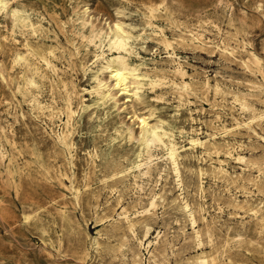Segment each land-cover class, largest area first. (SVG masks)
Instances as JSON below:
<instances>
[{
  "label": "rangeland",
  "instance_id": "1",
  "mask_svg": "<svg viewBox=\"0 0 264 264\" xmlns=\"http://www.w3.org/2000/svg\"><path fill=\"white\" fill-rule=\"evenodd\" d=\"M10 2L24 10L41 32L30 34L10 15L0 16V127L4 128V132L0 129V146L9 154L8 160L0 161V264H134L136 259L148 264V252L138 251L135 242L124 233V225L119 223L118 229H114L106 221L122 205L139 219L136 212L148 203L154 191L161 195L156 214L142 218L138 232L143 235L146 225L152 228V237L158 232L164 235L159 251L165 258L159 257V264H192L201 251L220 255L214 264H264L262 224L243 210L217 208L219 201L227 204L230 200L227 184L215 179L211 172L213 160L202 156L200 150L185 152L180 161L183 196L195 207L197 228L203 238L209 228L214 231L213 247L207 241L203 248L195 244L191 223L182 209L181 191L164 161H159L153 171L154 178L144 183L143 191L134 185L133 171L113 175L138 160L141 146L122 132L133 121L123 96L118 97V105L114 107L98 102L85 91L93 81L90 73H84L82 64L92 61L94 47L84 37L87 33L79 28L75 14L88 7L94 23L100 27L122 22L136 35L143 34L144 40L137 41V45L141 56L153 65L150 59L155 49L162 57L167 52L158 43L157 32L147 24V9L165 2L168 14L160 16L158 23L164 28V34L175 42L193 79L201 81L208 77L212 84L246 90L250 83L259 82L260 74L246 72L239 56L223 55L216 47H199L182 41L180 30L170 20L176 19L191 27L201 22L206 35L220 42V34L213 27L216 24L232 45H238L237 39H245L248 48L264 60V14L259 8L264 0ZM23 32L37 53L54 51L52 60L59 68L57 76L33 57H28L31 66L15 64V53L25 51ZM158 64L164 68L170 66L164 59ZM62 81L69 87L76 86L77 104L85 103L74 122L73 162L70 151L50 136L48 112H38L30 103L38 96L45 102L54 100L60 111L65 110L67 95ZM146 107L154 109L157 118L175 128L202 129L203 137L214 132L210 126L218 114L227 125L234 123L233 118H240L238 111L232 109L230 99L224 101L213 92L197 91L181 101L168 85L154 92L149 90L145 101L138 105L139 109ZM256 130L258 134L242 129L229 140L242 144L246 155L258 157L264 151V131ZM217 140L224 143L219 133ZM200 167L208 172L203 180L205 200L200 197ZM164 169V178L157 186V174ZM229 169L239 186L248 185L252 172L256 174L254 170H243L233 160L229 161ZM231 189L233 193L239 191L234 186ZM238 194L244 199L242 193ZM261 197L254 194L250 199L257 205ZM201 204L208 211L207 221L199 210ZM239 233L244 236L241 242L235 239ZM124 237L128 241L121 246ZM94 239L101 244L99 251L95 250ZM226 241L230 242V249L223 254Z\"/></svg>",
  "mask_w": 264,
  "mask_h": 264
},
{
  "label": "bare ground",
  "instance_id": "2",
  "mask_svg": "<svg viewBox=\"0 0 264 264\" xmlns=\"http://www.w3.org/2000/svg\"><path fill=\"white\" fill-rule=\"evenodd\" d=\"M259 8L264 14V4H260ZM147 10V24L157 32L158 43L164 46V50L167 52V55L162 57L158 50L155 49L152 53L153 57L150 59L153 65H150L148 59L141 56L137 45V41L144 40L143 34L136 35L132 29L122 22L107 23L106 28L100 27L94 23L88 7L81 12L76 11L75 13L79 28L87 33L86 35L84 34V37L94 47L92 61L82 64L84 73H90L93 81L91 86L86 88L85 91L94 96L98 102L103 104L110 103L114 107L118 105V97L123 96L126 99L124 105L131 109L133 121L122 132L129 139L136 140L141 146L138 160L131 166L114 172L113 175L126 174L133 171L134 185L137 189L143 191L144 183L154 178L153 171L158 168L159 161H164L173 173L176 185L181 191L182 209L188 215L191 223L195 244L199 248H203L205 241H207L213 247L216 236L214 231L209 228L205 238H203L202 233L197 228L195 207L183 196L184 183L180 161L184 158L185 152L195 153L200 150L202 156L206 155L213 160L211 172L215 179L227 184L230 200L227 204L219 201L217 208L222 211L227 206L235 211L243 210L259 221L264 230V151L258 157H251L242 151V144L233 143L229 140V137L241 133L242 129L253 131L256 134H258L256 128H261L264 131L263 58L254 50L248 48L249 43L245 39L236 40L241 49L237 47L238 45H232L225 36L223 37V30L216 24H213V27L220 34V42H216L206 35L201 22L196 27H191L182 21L172 19L170 24L180 30L179 38L182 41L199 47H216L223 55H231L235 58L239 56L241 65L246 72L256 76L260 74L261 77L259 82L250 83L246 90L230 89L220 83L212 84L208 77L203 78L201 81H195L189 73L184 60L178 54L175 42L164 34V28L158 23L160 16L168 14L167 3L160 2L151 5ZM2 15H10L16 24L22 26L30 34L38 35L41 32L39 25L33 22L24 10L12 5L10 0H0V16ZM23 34L25 51H17L15 53V64L31 66L28 57H33L36 60L39 59L46 69L57 76L59 68L52 60V58H55L54 51L49 50L48 52L37 53L30 43L29 37H27L25 32ZM240 53L245 55L240 56ZM163 59L170 64L168 68L159 66L158 63ZM2 77L5 78L3 73ZM166 85L170 86L179 95L181 101L196 94L197 91H201L203 94L213 92L215 96L222 97L224 101L230 99L232 109L238 111L240 118H233L234 123L227 125L222 122V118L218 114L216 116L217 124L215 122L210 126L214 132H208L203 137L204 132L202 129L192 128L191 130H186L184 128H175L165 120L157 118L154 109L151 107L138 108V105L145 101L149 90L154 92L158 87ZM62 86L67 95V107L65 110L60 111L54 104V100L49 103L40 100L38 96H34L30 103L36 111L43 114L48 112L46 116L50 121V136L55 142L70 151L73 162L76 150L74 122L80 110L85 107V103H76L78 91L75 85L69 87L67 82L62 81ZM57 121L59 122L57 123ZM136 125L138 129H136ZM0 129L4 132L3 127H0ZM218 133L224 138L223 144H220L217 140ZM8 158L7 150L0 146V161L5 162ZM230 160L238 163L243 170L255 171L256 174L252 172L248 179V185L239 186L236 184L229 169ZM164 172L165 169L159 170L156 177L157 186L164 178ZM198 175L201 180L199 186L200 197L205 200L206 191L203 180L208 175V172L203 167H200ZM231 186H234L239 191L233 193ZM77 192L78 189L76 190ZM238 193H242L244 199H241V195ZM254 194L262 196L260 203L257 205H254L250 199ZM160 197L161 195L158 192L154 191L151 193L148 203L136 212L140 216L139 219L136 218L137 215L133 216L128 208L122 205L120 209L114 210L112 215L107 216L106 221L114 229H118L119 223L124 225V233L128 234L132 241L135 242L138 251L142 253L145 249L148 252V264H159V257L165 258L159 251L160 242L163 240L164 235L158 232L152 237V228L146 225L144 226L143 235H140L138 230L142 218H150L156 214ZM199 210L202 211L203 220L207 221L206 213L208 211H206L205 204L199 205ZM243 238L244 236L241 233L235 237L237 242H241ZM127 241V238L124 237L121 246ZM93 245L96 246L95 250L99 251L101 244L97 239H94ZM229 249L230 242L226 241L223 254H226ZM219 257L220 255L215 254V252L207 253L201 251L192 264H214L218 262ZM139 260H134V264H143L142 260L141 263H139Z\"/></svg>",
  "mask_w": 264,
  "mask_h": 264
}]
</instances>
